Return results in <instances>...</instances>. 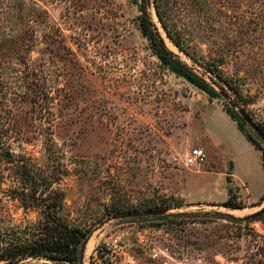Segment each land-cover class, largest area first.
Returning a JSON list of instances; mask_svg holds the SVG:
<instances>
[{
    "label": "rangeland",
    "instance_id": "1",
    "mask_svg": "<svg viewBox=\"0 0 264 264\" xmlns=\"http://www.w3.org/2000/svg\"><path fill=\"white\" fill-rule=\"evenodd\" d=\"M142 5L211 94L158 58ZM240 109L264 133V0H0V256L38 237L61 193L57 215L90 236L84 264H264V215L244 220L264 201L228 159L248 144L220 114L264 153ZM192 149L203 165H184ZM15 261L61 264H0Z\"/></svg>",
    "mask_w": 264,
    "mask_h": 264
},
{
    "label": "trees",
    "instance_id": "2",
    "mask_svg": "<svg viewBox=\"0 0 264 264\" xmlns=\"http://www.w3.org/2000/svg\"><path fill=\"white\" fill-rule=\"evenodd\" d=\"M156 15H158L157 7L155 6ZM142 19L141 28L147 39L153 44L158 54V58L161 59L171 71L175 74L182 76L187 81L197 86L202 91L207 94H211L213 91L199 79L193 72L190 71L181 63L177 58L173 57L164 48L161 39L156 37L152 30V24L149 14L146 11V6H141ZM160 21V17H158ZM167 36L171 39L169 33ZM238 127V130L243 133L246 139L254 146L257 151L261 152V149L257 143L251 138V136L244 133L241 123L233 119ZM9 157V156H8ZM262 167L264 169V153H261ZM10 160V159H9ZM34 180V179H33ZM32 182V181H31ZM34 185H32V191L34 192ZM33 198V197H32ZM50 195L47 196L45 205L43 206L42 214V228L38 237L31 243L27 245H22L16 248H10L5 251L4 255L0 256V261L3 260H17L25 258H36L43 259L46 261L58 262L61 264H78V258L80 255L81 247L84 241L87 239L88 232L75 226H71L65 220H63L59 215H57V207L63 200V195L57 193L56 197L51 201ZM261 201H264V194L261 197ZM24 202V200H23ZM218 207L226 208L230 211H243L238 210L242 207L232 203L230 199L226 202L218 205ZM237 209V210H236ZM226 216V215H223ZM232 219L231 217H228ZM237 220V219H236Z\"/></svg>",
    "mask_w": 264,
    "mask_h": 264
},
{
    "label": "crops",
    "instance_id": "3",
    "mask_svg": "<svg viewBox=\"0 0 264 264\" xmlns=\"http://www.w3.org/2000/svg\"><path fill=\"white\" fill-rule=\"evenodd\" d=\"M221 116L223 120L225 121V124L231 128L232 132L235 131L239 137H243L246 139V137L238 130L236 123L230 118V115L226 112L222 111ZM209 140V138H208ZM210 142V140H209ZM246 155H238L236 151L232 150L228 153V159L231 162V165L233 166V174H232V181L233 184L236 186L239 185H247L248 188L252 187L253 189V198L259 199L264 194V176L262 171H264L262 167V161H261V153L257 151L254 146L246 139ZM204 150L206 151V155L209 157H212V154L209 152V149L205 146ZM236 153V154H235ZM248 157L251 158V161L255 164H257L258 170L256 171V174H252L249 171H245V173L242 175L240 171H238L239 167L243 165V162L248 161ZM262 170V171H261ZM205 174H210L209 172H206ZM209 175L203 176L204 179H208Z\"/></svg>",
    "mask_w": 264,
    "mask_h": 264
},
{
    "label": "water",
    "instance_id": "4",
    "mask_svg": "<svg viewBox=\"0 0 264 264\" xmlns=\"http://www.w3.org/2000/svg\"><path fill=\"white\" fill-rule=\"evenodd\" d=\"M162 42V41H161ZM221 95L223 96V98L227 99L228 97L224 94L221 93ZM234 107H236L235 105H233ZM239 114L242 117V122L244 124H246L248 127H250V129L258 136V138L264 143V133L255 125L253 124L252 120L248 117V115L243 111V110H239ZM166 210L164 209H158V210H148V211H144L142 213L139 212H129V213H122V214H117L114 215L112 217L113 220H123V219H131V218H139V217H157V216H161L163 214H165ZM262 215H264V207H262L260 210L247 215L246 217H244L245 221L248 220H256L259 217H261ZM90 236L84 241L81 250H80V255L78 258V264H84V254H85V249L86 246L88 244ZM9 264H19L18 262H13V263H9Z\"/></svg>",
    "mask_w": 264,
    "mask_h": 264
},
{
    "label": "built area",
    "instance_id": "5",
    "mask_svg": "<svg viewBox=\"0 0 264 264\" xmlns=\"http://www.w3.org/2000/svg\"><path fill=\"white\" fill-rule=\"evenodd\" d=\"M206 161V156L203 150L201 149H192L190 151L187 152L185 159H184V165L186 167H191V166H201L204 164V162ZM116 241L113 242V244H111L110 246H114ZM111 247H109L107 245V247L105 248L106 251H110ZM102 251V250H100Z\"/></svg>",
    "mask_w": 264,
    "mask_h": 264
},
{
    "label": "bare ground",
    "instance_id": "6",
    "mask_svg": "<svg viewBox=\"0 0 264 264\" xmlns=\"http://www.w3.org/2000/svg\"><path fill=\"white\" fill-rule=\"evenodd\" d=\"M170 46H171V44H170ZM90 243H91V241H89L88 244H87V246H86V252H87V248L89 247Z\"/></svg>",
    "mask_w": 264,
    "mask_h": 264
}]
</instances>
